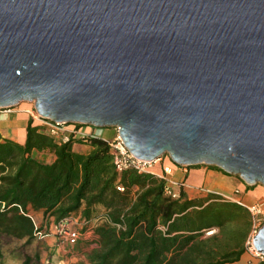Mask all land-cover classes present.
<instances>
[{"label": "water", "instance_id": "1", "mask_svg": "<svg viewBox=\"0 0 264 264\" xmlns=\"http://www.w3.org/2000/svg\"><path fill=\"white\" fill-rule=\"evenodd\" d=\"M22 102L264 185V0H0V108Z\"/></svg>", "mask_w": 264, "mask_h": 264}, {"label": "trees", "instance_id": "2", "mask_svg": "<svg viewBox=\"0 0 264 264\" xmlns=\"http://www.w3.org/2000/svg\"><path fill=\"white\" fill-rule=\"evenodd\" d=\"M64 135L69 139L33 119L24 143L0 135V235L31 244L45 228L33 216L42 211L56 226L80 215L85 229L93 228L95 246L72 264H225L247 250L253 220L242 203L219 194L189 198L181 188L173 198L156 173L118 172L109 140L94 131ZM76 141L92 149L75 151ZM46 150L52 161L38 156ZM32 262L26 255L22 264Z\"/></svg>", "mask_w": 264, "mask_h": 264}, {"label": "rangeland", "instance_id": "3", "mask_svg": "<svg viewBox=\"0 0 264 264\" xmlns=\"http://www.w3.org/2000/svg\"><path fill=\"white\" fill-rule=\"evenodd\" d=\"M19 105H24L27 107H30V109L33 110V112L36 110L34 103L32 102H22ZM4 114L1 115L0 119L2 120ZM4 121V120H3ZM2 128L4 130H7L10 132L9 137L13 138L16 140V137H13L12 135V128L6 127V123L1 124ZM67 129H71L73 127H70L69 125L66 127ZM78 128V127H77ZM86 129V132L94 131L96 134H100L103 138L106 140H111L114 139L118 129L116 127H104L102 129H96L92 126H82L80 130ZM66 131V133H68ZM60 139V138H58ZM80 146H85L86 149V144L76 141L73 143V148L75 151L82 152L83 150H79ZM166 162L169 163L170 165L174 167H178L175 165L170 156H165ZM158 162V161H157ZM161 167V171H164V168L162 164L160 163L158 165ZM156 167L152 164L150 166V169L148 171L157 173L155 170ZM225 178L227 180H230L228 182L220 181V189L225 191L227 195L237 197H245L246 202L252 203L254 201L253 197L251 196V191H250V196L246 195L247 190L243 187L242 183V178L240 176H234V175H225ZM174 179H168V184L174 183ZM240 186L241 188V193L236 192V188ZM252 186V185H251ZM254 186V185H253ZM176 189L178 187L174 186ZM222 193V194H225ZM208 194H204L200 196L201 198L207 197ZM35 222L37 226H44L45 228L42 230V232H38L35 239L31 242V244H26V239H19L16 237H11V236H6V235H0V264H22L26 255H30L33 257V262L32 264H72L73 262L79 261L81 259H85V256L83 254L84 251H88L91 248L95 246L94 240H95V234L93 232V228L89 227L88 229H85L84 223L78 219V220H73L70 224L69 227L71 228H76L82 233V244H69L67 242V239L64 234L60 233L58 231V228H56V225H52L53 221L51 220H45L42 217L36 216V214L33 213ZM262 224H264V205H263V212H262ZM52 223V224H51ZM214 230H210V232H206V235H210ZM252 233H253V226L249 235V238L247 240V246L248 242L252 238ZM61 246V247H60ZM81 247V249H80ZM247 251L249 255H252L256 260H260V258L254 256L251 252H249V248H247ZM38 257V258H37ZM249 263V262H248Z\"/></svg>", "mask_w": 264, "mask_h": 264}, {"label": "crops", "instance_id": "4", "mask_svg": "<svg viewBox=\"0 0 264 264\" xmlns=\"http://www.w3.org/2000/svg\"><path fill=\"white\" fill-rule=\"evenodd\" d=\"M1 117V116H0ZM3 119H0V135L2 138H10V132L7 130H4L1 126V124L4 122L6 123V127L12 128V135L13 137L17 138L16 140L24 143L26 139V128L29 125L30 121L33 119L34 124H41V121L34 118L33 116V110L30 109V107L24 106V105H18L13 108V110L8 113L7 115L2 117ZM4 120V121H3ZM86 127V126H85ZM86 130V129H85ZM13 139V138H12ZM15 140V139H14ZM85 146H80L79 150H83L82 152H89L92 149V146L88 143ZM38 156L46 161H52L53 156L51 152L48 150L38 152ZM162 164L163 168L170 167L171 173L167 175L168 179H174V183H170V187L174 189L175 191H178L180 188L186 193V195L189 198H197L204 194H222L225 193V191L221 190L220 181L228 182L230 180H227L225 178V173L219 168L208 166L205 164H200L196 166H190V167H184V166H178L174 167L166 162L165 158H161L154 164L155 170L158 176H162L165 174V171H161V167H159V164ZM230 175V174H228ZM236 176V175H234ZM243 180V179H242ZM243 187L247 190L246 195L253 197L254 201L252 203L260 202L264 205V185L258 184V185H250L246 183L244 180L242 181ZM174 186L178 187L176 189ZM236 189L239 190V193H241V188L238 186ZM226 194V193H225ZM235 200L241 201L245 205H250L252 203L246 202L245 197L237 196L234 197ZM36 214V216L44 218L42 211H35L33 212ZM80 218V215L75 218V220H78ZM53 223V224H52ZM51 224L54 225V222ZM97 221L95 220L93 224H96ZM61 247V246H60ZM250 252V251H249ZM249 262V263H248ZM225 264H264V261L256 260L252 255H249L248 251L246 250L239 260L234 262H229Z\"/></svg>", "mask_w": 264, "mask_h": 264}, {"label": "built area", "instance_id": "5", "mask_svg": "<svg viewBox=\"0 0 264 264\" xmlns=\"http://www.w3.org/2000/svg\"><path fill=\"white\" fill-rule=\"evenodd\" d=\"M12 110H13V108H0V116L2 114L7 115ZM33 116H34V118L41 121L40 125L48 133L54 135L57 138H60L63 140H68L69 136L64 135V133L68 130L70 133L74 134L76 137H82L85 134V129L81 131L80 130L81 127L67 129L66 127L68 125H63L59 122L44 119L37 113L36 110L33 112ZM94 134L97 136H101L99 133L96 134L94 132ZM109 143L111 144V146L114 149V164H115L118 172H123L127 169H137L138 171H148L150 169V166L152 164L154 165L157 162L156 160L155 161H147V160L141 159V158L137 157L136 155H134L131 152V150L126 146L124 140L120 136L119 129H118V132H117L115 138L109 140ZM160 159L161 158H159L158 160H160ZM164 171H165V174L160 176V177L164 178L167 181V186H166L165 192L167 195H171L173 198H177L179 196V192L172 189L170 187V185L168 184L167 175L171 173L170 167H165ZM236 192L239 193V190L237 189ZM219 195H221L225 200L237 201L234 199L233 196H230L227 194H219ZM237 202L242 203L241 201H237ZM243 205H245V204H243ZM245 206L250 211L251 216H252V220H253V233H252L251 240L248 242V248L254 256L260 258L261 261H264V255L259 254L253 246V237L258 232V230L260 229L261 224H262V216L261 215L263 212V204L260 202H256V203H252L250 205H245ZM72 221L73 220L65 219L64 221L60 222L59 225L56 226V228H58V231L60 230L59 231L60 233L65 235L67 242L69 244L73 245V244L77 243L78 239L80 238L81 233L78 229L69 227V224ZM208 232H210V231H208Z\"/></svg>", "mask_w": 264, "mask_h": 264}, {"label": "bare ground", "instance_id": "6", "mask_svg": "<svg viewBox=\"0 0 264 264\" xmlns=\"http://www.w3.org/2000/svg\"><path fill=\"white\" fill-rule=\"evenodd\" d=\"M156 161H158V159Z\"/></svg>", "mask_w": 264, "mask_h": 264}]
</instances>
